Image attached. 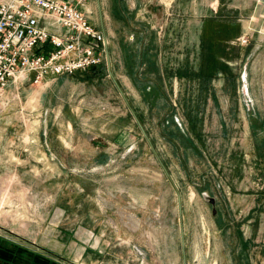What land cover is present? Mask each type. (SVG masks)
Returning a JSON list of instances; mask_svg holds the SVG:
<instances>
[{"label":"rangeland","instance_id":"374dc122","mask_svg":"<svg viewBox=\"0 0 264 264\" xmlns=\"http://www.w3.org/2000/svg\"><path fill=\"white\" fill-rule=\"evenodd\" d=\"M100 4L110 60L0 95V235L63 264H79L82 233L127 264H184L183 224L186 264H264V3Z\"/></svg>","mask_w":264,"mask_h":264},{"label":"built area","instance_id":"2783aa9c","mask_svg":"<svg viewBox=\"0 0 264 264\" xmlns=\"http://www.w3.org/2000/svg\"><path fill=\"white\" fill-rule=\"evenodd\" d=\"M264 3V0H258ZM88 0L0 1V95L13 79L33 82L48 74L73 75L101 63L108 50L106 32L97 27ZM263 23L259 31L264 33ZM250 33L237 41L248 44Z\"/></svg>","mask_w":264,"mask_h":264},{"label":"crops","instance_id":"0c3cea01","mask_svg":"<svg viewBox=\"0 0 264 264\" xmlns=\"http://www.w3.org/2000/svg\"><path fill=\"white\" fill-rule=\"evenodd\" d=\"M94 24L97 27H99L101 30L105 31L107 34L105 27L103 28L99 24L96 23ZM256 25H260V24L257 23ZM255 28L258 29L259 27L256 26ZM252 37L251 39L257 43L256 44L257 46L255 45L256 46L255 50L258 49L264 52V34L255 32L252 35ZM78 73L79 72H76L74 75ZM60 76L61 75L48 74L44 77L43 80L47 81L46 83L48 82L51 83L57 80L58 78H60ZM33 77H34V73H31L27 81L33 80ZM257 131L258 129H256V132ZM262 131L264 137V128H262ZM94 234H96V231H94ZM80 236L76 237V239H78L77 241L72 239V241H74L77 244H80L81 246L80 248L81 252L78 256V258L80 259L79 264H86V263L121 264L120 262H124V264H127L128 261L125 258L122 259L120 254L118 253L119 248L117 243L112 244L110 241H108L107 243L104 242L102 243L101 237H99V240L93 241V245H91L88 242V240L90 241V239L92 238L89 234L82 233L81 238ZM85 237L87 238V240H84ZM65 244L62 243V241L60 240L58 241L50 237L47 238V241L44 242L43 246L47 247L46 249L51 251L56 250L57 252L63 254L61 256H64L67 255L66 249L64 247ZM39 249L40 248L36 246H32V245L23 246V244H18L16 241L14 242V241L6 240L4 239L3 235L2 236L0 235V264H63V261L61 259L57 258L55 260L51 254H48L44 250H39ZM91 257H93V259ZM105 259H108V262H106Z\"/></svg>","mask_w":264,"mask_h":264},{"label":"water","instance_id":"95a60500","mask_svg":"<svg viewBox=\"0 0 264 264\" xmlns=\"http://www.w3.org/2000/svg\"><path fill=\"white\" fill-rule=\"evenodd\" d=\"M97 1H98V6H99L100 13L102 14V8H101L100 0H97ZM101 18H102V15H101ZM102 25H103V24H102ZM103 28H104V26H103ZM107 57H108V60H110V56H109V53H108V52H107ZM110 73H111V75L113 76L112 72H110ZM113 78H114V77H113ZM114 80H115V82H116V84H117V86H118L120 92H121L122 95L125 97L124 92H123L122 88L120 87L119 83L116 81L115 78H114ZM125 99H126V101L128 102L129 107H130V109H131V111H132V113H133V115H134L136 121L138 122L139 126L141 127V129H142V131H143L145 137L147 138V140L149 141L151 147L153 148L154 153L157 155L159 161L162 163L164 169L167 171V169H166V167H165L163 161L161 160V158H160L158 152L156 151V149H155V147H154V144L152 143L150 137L148 136L147 131H146V130L144 129V127L142 126V124H141V122H140L138 116L136 115V113L134 112L133 108L131 107V105H130L128 99H127L126 97H125ZM167 173H168V172H167ZM168 175H169V174H168ZM211 201H214V199H212ZM178 203H179L180 214H182V203H181V194H180V192H178ZM181 234H182L183 259H184V264H186V248H185V237H184V226H183V224H181Z\"/></svg>","mask_w":264,"mask_h":264},{"label":"trees","instance_id":"16d2710c","mask_svg":"<svg viewBox=\"0 0 264 264\" xmlns=\"http://www.w3.org/2000/svg\"><path fill=\"white\" fill-rule=\"evenodd\" d=\"M186 74L190 75V76H201V78H204L205 79V76L202 74V73H199V72H190L189 71H186ZM208 80H211V77H206ZM233 83H234V88H235V85H236V79L235 77H233L232 79ZM192 128V127H191Z\"/></svg>","mask_w":264,"mask_h":264}]
</instances>
